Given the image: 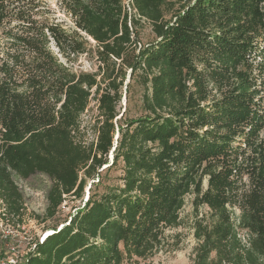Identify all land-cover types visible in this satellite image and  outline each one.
Masks as SVG:
<instances>
[{"label":"trees","instance_id":"trees-1","mask_svg":"<svg viewBox=\"0 0 264 264\" xmlns=\"http://www.w3.org/2000/svg\"><path fill=\"white\" fill-rule=\"evenodd\" d=\"M56 4L70 26L47 0H0V217L23 214L14 177L51 181L52 218L87 181L118 165L120 175L15 264H139L179 225L187 196L209 211L193 224V264H264V0ZM141 20L154 40L137 47ZM86 53L96 71H74ZM127 72L144 88L132 119L118 111Z\"/></svg>","mask_w":264,"mask_h":264},{"label":"rangeland","instance_id":"rangeland-1","mask_svg":"<svg viewBox=\"0 0 264 264\" xmlns=\"http://www.w3.org/2000/svg\"><path fill=\"white\" fill-rule=\"evenodd\" d=\"M47 3L56 12L57 18L63 20L67 26L71 25V21L59 10L56 0H47ZM136 29L139 41L137 47L154 40L148 22L141 20ZM89 43L94 47L95 43L93 41L90 40ZM54 52L56 53V50ZM70 67L77 72L93 73L97 69L95 55L90 53L80 55L75 62L70 64ZM137 77L136 75L132 76L129 72L126 73L122 86V99L118 106V111L123 115V118L132 119L143 114L142 95L144 88L141 85V78ZM97 116L96 98H92L86 111L81 116L79 138L84 143L95 142L96 134L93 125ZM109 162H111V157ZM120 167L121 165H118L108 171H103L101 173V183H96L97 179L87 181L82 198L66 197L52 218L45 215L46 192L51 185V181L46 176L39 174L26 180L14 177V181L23 196L24 210L19 222L16 217H8L4 221L0 217V242H3V247L9 255L7 260L11 259L15 263L22 261L34 249L36 241L41 242L48 234L52 233L53 229H57L63 223L69 221L70 217L76 213L75 211L84 206L87 196L95 191L101 193L106 187L116 185L119 181ZM1 211L3 210L0 206ZM208 212V209L204 206L195 210L191 204V196H187L179 213V225L172 229H166L159 249L148 259L145 261L140 260L138 263L193 264V249L197 244L193 235V224L196 215L198 218L208 217Z\"/></svg>","mask_w":264,"mask_h":264},{"label":"built area","instance_id":"built-area-1","mask_svg":"<svg viewBox=\"0 0 264 264\" xmlns=\"http://www.w3.org/2000/svg\"><path fill=\"white\" fill-rule=\"evenodd\" d=\"M15 262L11 259L7 260V261H2L0 262V264H14Z\"/></svg>","mask_w":264,"mask_h":264},{"label":"water","instance_id":"water-1","mask_svg":"<svg viewBox=\"0 0 264 264\" xmlns=\"http://www.w3.org/2000/svg\"><path fill=\"white\" fill-rule=\"evenodd\" d=\"M50 234H51V233H50ZM48 235H49V234H48ZM48 235H47V236H48Z\"/></svg>","mask_w":264,"mask_h":264}]
</instances>
